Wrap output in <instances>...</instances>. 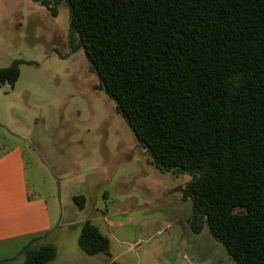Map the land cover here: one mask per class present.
<instances>
[{
    "label": "trees",
    "instance_id": "obj_1",
    "mask_svg": "<svg viewBox=\"0 0 264 264\" xmlns=\"http://www.w3.org/2000/svg\"><path fill=\"white\" fill-rule=\"evenodd\" d=\"M33 1L54 17L69 6L72 50L155 167L191 176L176 191L193 202V233L208 230L236 264H264V0ZM21 64L0 68V88L14 89ZM34 243L23 264L56 259L54 245ZM79 246L110 256L90 221Z\"/></svg>",
    "mask_w": 264,
    "mask_h": 264
},
{
    "label": "rangeland",
    "instance_id": "obj_2",
    "mask_svg": "<svg viewBox=\"0 0 264 264\" xmlns=\"http://www.w3.org/2000/svg\"><path fill=\"white\" fill-rule=\"evenodd\" d=\"M55 12L33 0H0V68L22 61L14 89L0 88V139L9 134L26 146L29 187L64 223H97L116 213L161 218L144 235L161 229L149 245L166 241L175 224L165 221L177 212L192 215V203L180 209L169 190L178 184L175 193L191 176L155 167L100 90L84 50H72L69 6ZM78 196L86 199L83 210L73 201ZM74 237L68 234L67 242Z\"/></svg>",
    "mask_w": 264,
    "mask_h": 264
},
{
    "label": "crops",
    "instance_id": "obj_3",
    "mask_svg": "<svg viewBox=\"0 0 264 264\" xmlns=\"http://www.w3.org/2000/svg\"><path fill=\"white\" fill-rule=\"evenodd\" d=\"M27 156L26 146L18 139L9 134L0 139V263L23 264L20 252L35 242V247L52 244L57 248V257L49 264H88L87 261L90 264H236L208 230L193 233L189 223L192 215L188 210L187 214L177 212L167 219L165 222L172 221L175 228L168 240L160 239L153 245H149V241L162 230L144 233L155 221L163 222L161 218L142 219L134 214L116 213L104 214L102 221L97 220V223L87 220L110 241V256H88L79 246L86 221L64 223L62 213L50 211L46 198L32 192L28 183ZM177 186L174 185L169 194L180 202V209H184L185 203H192L193 211L192 200H182L181 193L170 192ZM71 232L75 237L69 243L66 237ZM63 243H69L70 247L61 248ZM64 248L70 249L71 254L64 252Z\"/></svg>",
    "mask_w": 264,
    "mask_h": 264
}]
</instances>
